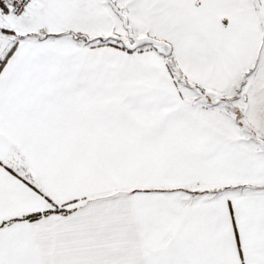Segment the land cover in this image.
Returning <instances> with one entry per match:
<instances>
[{
  "label": "snow or ice",
  "instance_id": "1",
  "mask_svg": "<svg viewBox=\"0 0 264 264\" xmlns=\"http://www.w3.org/2000/svg\"><path fill=\"white\" fill-rule=\"evenodd\" d=\"M0 264H264V0H0Z\"/></svg>",
  "mask_w": 264,
  "mask_h": 264
}]
</instances>
